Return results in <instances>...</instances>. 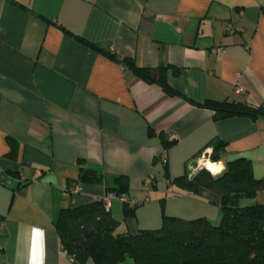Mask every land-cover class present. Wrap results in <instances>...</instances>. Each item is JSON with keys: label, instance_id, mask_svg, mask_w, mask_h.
<instances>
[{"label": "crops", "instance_id": "0c3cea01", "mask_svg": "<svg viewBox=\"0 0 264 264\" xmlns=\"http://www.w3.org/2000/svg\"><path fill=\"white\" fill-rule=\"evenodd\" d=\"M124 59L162 69L184 97ZM207 100L264 103V0H0V264H75L57 215L110 196L118 176L138 204L125 214L112 194L116 232L157 229L164 216L217 225L219 197L175 178L219 140V168L244 158L263 179L264 117L215 119L195 105ZM79 158L100 183L78 182ZM254 202L263 190L239 204Z\"/></svg>", "mask_w": 264, "mask_h": 264}, {"label": "trees", "instance_id": "16d2710c", "mask_svg": "<svg viewBox=\"0 0 264 264\" xmlns=\"http://www.w3.org/2000/svg\"><path fill=\"white\" fill-rule=\"evenodd\" d=\"M75 38L115 58L113 53L98 45ZM122 62L147 82L159 84L169 95L184 97L166 82L162 69L137 67L125 59ZM177 72L174 68V73ZM195 105L211 109L215 119L233 115L252 119L264 117V103L256 107L244 102L207 100ZM162 142L167 147L168 143L163 139ZM208 145L212 149L209 159L212 162L221 160L225 144L215 140ZM82 163L83 159H77L78 182L100 183L101 175L94 169L81 167ZM175 182L194 194L204 189L218 196L220 222L214 225L202 217L164 216L157 229L139 230L136 234L116 232L118 222L109 209L104 207L102 200H92L59 211L54 226L62 252L75 264H117L127 258L133 264H264V202L239 204L241 199H253L259 190L264 191V178L253 177L248 160L228 161L216 175L201 168L188 178L186 169ZM124 184L123 177H115L109 191L121 197L127 191ZM134 207L124 203L125 214L131 215Z\"/></svg>", "mask_w": 264, "mask_h": 264}, {"label": "built area", "instance_id": "2783aa9c", "mask_svg": "<svg viewBox=\"0 0 264 264\" xmlns=\"http://www.w3.org/2000/svg\"><path fill=\"white\" fill-rule=\"evenodd\" d=\"M242 89L241 88H238V91L240 92ZM211 153V149L207 148L205 150H203L200 154V156L198 158H196L195 162L194 163H190L188 166H187V170H188V178L191 177L194 173H196L199 169L201 168H206V163L210 162L211 164H215L216 162H212L210 159H209V155ZM208 170V169H207ZM212 175H216L218 173H220L222 171V169H220L219 171H211V170H208ZM152 179L151 178H147L145 180V185H150L152 184ZM78 192V187L76 185L74 186H71L69 188V190L67 191V194L70 195V194H76ZM112 197V194L110 196H107L105 198L102 199V202H103V205L106 209H108L109 207V198ZM121 201L123 203H126L128 205V207H134L136 206L138 203L136 200H127L125 199L123 196L120 197ZM148 200L147 199H144L143 202H147Z\"/></svg>", "mask_w": 264, "mask_h": 264}, {"label": "bare ground", "instance_id": "6f19581e", "mask_svg": "<svg viewBox=\"0 0 264 264\" xmlns=\"http://www.w3.org/2000/svg\"><path fill=\"white\" fill-rule=\"evenodd\" d=\"M206 168L211 171H219L221 169L217 163L211 164L210 162L206 163Z\"/></svg>", "mask_w": 264, "mask_h": 264}, {"label": "rangeland", "instance_id": "374dc122", "mask_svg": "<svg viewBox=\"0 0 264 264\" xmlns=\"http://www.w3.org/2000/svg\"><path fill=\"white\" fill-rule=\"evenodd\" d=\"M204 168V167H203ZM152 190H154V188H152Z\"/></svg>", "mask_w": 264, "mask_h": 264}]
</instances>
